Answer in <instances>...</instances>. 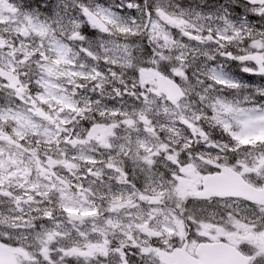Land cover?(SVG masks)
<instances>
[{
	"label": "snow or ice",
	"instance_id": "snow-or-ice-1",
	"mask_svg": "<svg viewBox=\"0 0 264 264\" xmlns=\"http://www.w3.org/2000/svg\"><path fill=\"white\" fill-rule=\"evenodd\" d=\"M248 3L264 17V0ZM120 6L136 14L80 5L83 20L41 17L0 0V264H264V144L229 157L264 139V105L218 94L246 87L222 65L189 73L197 57H222L264 77V30L163 0ZM82 22L107 39L89 45ZM145 39L146 60L130 42ZM118 80L112 94L139 105L86 94ZM202 82L216 94L193 109ZM201 202L225 210L189 208Z\"/></svg>",
	"mask_w": 264,
	"mask_h": 264
},
{
	"label": "bare ground",
	"instance_id": "bare-ground-1",
	"mask_svg": "<svg viewBox=\"0 0 264 264\" xmlns=\"http://www.w3.org/2000/svg\"><path fill=\"white\" fill-rule=\"evenodd\" d=\"M58 1L63 7V9H62L63 12H72V13H74V15L76 17H79L78 15H80V13H81L80 7H79L80 5L89 6V7H95V6L99 5V6L106 7L103 4L102 0H58ZM167 1L171 4H175L176 6H179L181 8L189 9L192 12L202 13L201 11H199L198 9L195 8V6H197L199 3H201V0H163V2H167ZM152 2L156 3V2H158V0H152ZM18 4L24 10L35 11L40 16L48 15L49 17H52L58 13L56 8L53 5H51L47 0H22V1L18 2ZM118 4L121 5V2H118ZM202 14H204V13H202ZM248 16L250 19H255L258 16L257 14H255L252 11L251 6L249 7ZM228 18L233 23H236L237 25L244 23L243 19L238 18L236 16L235 17H229L228 16ZM216 23L219 24L220 21L217 20ZM83 26H85V23H83L82 27ZM256 28L264 30V27L256 26ZM83 34L86 36V39L88 41H92L90 38L91 32H89L88 34H85V33H83ZM93 34L95 35V39L93 40V44H92L93 46L97 45L100 41L107 39V37L104 34L99 33L95 29L93 30ZM206 64H211L212 66L222 65V69H226V68L233 69L237 73L236 74L237 77L233 78V79L240 81L242 84L248 86L249 88H252L258 82H264V77H260V76H257L255 74H252V73L244 72V71H242L241 66L237 62L225 61L224 58H222V57H217V59L215 61H212V62L205 61L204 57H197L190 69L202 71L200 69H204L205 68L204 66H206ZM110 85H108V90L110 92H112L111 91L112 86H110ZM129 87H131V86H129ZM4 93H5L4 91L0 90V96L3 95ZM89 93L93 94L92 92H89ZM218 94L223 95V96H227L229 99H240V96H236L233 93H230V94L218 93ZM193 96L195 98H197L195 96V94H193ZM262 99H264V98H262ZM108 105H110V107L115 106L117 108H119L121 106V105H115V103L112 102L111 100H108ZM136 105H139V103H137L136 101H131V102L126 103V105H124V106L131 108V107H134ZM83 123L87 124L86 121L82 122V125H83ZM209 129H210V134L213 137H216L217 139H219V137L217 135V131H216V129H218V128H209ZM257 138L260 140H263L262 138H259V137H257ZM239 147H240V152L238 154L229 153L230 158H232V159H236V158L243 159L244 158V150L249 149V147L246 144V142L241 144ZM249 159H251V157H249ZM164 164H165V162L163 160H161L160 171L162 173L166 171ZM127 167L129 170L130 177L132 179H134L137 186L142 185L143 181H144L143 175L138 170H135L133 168L131 162H128ZM0 206L3 207L4 205H0ZM195 207H196L197 211L201 210L202 208H206L209 211H216L210 206L206 207V206L196 204ZM217 212H221V211H217Z\"/></svg>",
	"mask_w": 264,
	"mask_h": 264
},
{
	"label": "trees",
	"instance_id": "trees-1",
	"mask_svg": "<svg viewBox=\"0 0 264 264\" xmlns=\"http://www.w3.org/2000/svg\"><path fill=\"white\" fill-rule=\"evenodd\" d=\"M51 5H53L57 12L59 13H70L71 15H74V13L72 12H63L62 9V5L60 4L61 7H57L56 5H54L53 3H51L49 0H47ZM103 4L106 7H111L113 8V10L119 12L121 15H135V10L134 9H127L126 7H122L118 4V2H121V0H102ZM137 2L139 3H144V0H137ZM154 3V2H153ZM201 3L203 4L202 6V11L205 12H209V13H213V15L215 17L218 16H222V15H227L229 17H235L238 12L240 11H249V5L241 0H201ZM41 10V9H40ZM75 16V15H74ZM80 18V20H83V17L80 15H78ZM41 17H49L48 15H44ZM76 17V16H75ZM253 20V19H252ZM1 23V22H0ZM260 23H261V27H264V17L260 18ZM93 28L91 26H89L87 23H85V26L82 27V31L85 34H88L89 32H91L90 38L92 41H88L87 43L89 45L93 44V40L95 39V35L93 34ZM134 46L138 47V55L142 58V59H147L150 56L151 53V47L148 45L147 40H143V41H138L134 43ZM223 73L229 77L232 78H236L237 77V73L231 69V68H226V69H222ZM190 75H192L193 80L195 81L196 79V74L200 73L197 70H189ZM130 81V80H129ZM112 86V84L110 85ZM129 86H131V83H129ZM117 87H120V85H117ZM108 94V98H110L109 100H111L112 102L115 103V105H126V103H117V101L120 99L119 97H117L116 99H113L112 97L114 96L112 94V92L110 93V91L108 90L106 92ZM219 93L222 94H230L232 93L230 90L227 89H220ZM240 99H242L243 94H239ZM125 100H127L128 102L131 101H136L137 103H139L138 100H135L134 98H125ZM191 101H195L194 105H192V108H198V107H202L201 103L199 102V100L197 98H195L194 96H192L190 98ZM84 127L87 126L86 123H83ZM210 132V129H209ZM246 144L248 145L249 148H254L256 145H260V144H264V139L260 140L258 138L255 139H248L245 141Z\"/></svg>",
	"mask_w": 264,
	"mask_h": 264
},
{
	"label": "clouds",
	"instance_id": "clouds-1",
	"mask_svg": "<svg viewBox=\"0 0 264 264\" xmlns=\"http://www.w3.org/2000/svg\"><path fill=\"white\" fill-rule=\"evenodd\" d=\"M83 23V22H82ZM251 27H254L256 28L255 25H250ZM138 41H141V40H133V41H130V42H138ZM143 41V40H142ZM124 79L125 81H128V80H134L135 77H134V73H133V70L132 69H126L125 72H124ZM111 83V82H110ZM112 84V83H111ZM117 85H119V80L117 81V83L115 84H112V88H116ZM214 88V85L208 83V84H204L203 82L201 83V85L197 86L196 87V90H195V96L198 97L201 92H203L204 95H215V91L209 93V89H213ZM256 89H264V82H258L256 83L252 88H249L248 86H246L242 92L240 94H243V95H249V96H252L253 99H255L259 104L261 105H264V96H256L255 95V90ZM129 90H130V87H129ZM193 95L190 94V98L192 97ZM117 97H119L120 99L117 101V103H128L127 100L124 99L123 96H119V95H114L112 98L113 99H116ZM129 98H133V97H129ZM135 99V98H134ZM200 103H203V101H199ZM161 103H163V101H161ZM185 103H189V100H186ZM192 103L194 104L195 101H192ZM217 131V135L219 137V139H221V141L223 140V137L221 135V130L220 129H216ZM204 151H208L207 148H204L203 149ZM241 210H243L246 206L241 204L238 206ZM189 208H191V206L189 205Z\"/></svg>",
	"mask_w": 264,
	"mask_h": 264
},
{
	"label": "rangeland",
	"instance_id": "rangeland-1",
	"mask_svg": "<svg viewBox=\"0 0 264 264\" xmlns=\"http://www.w3.org/2000/svg\"><path fill=\"white\" fill-rule=\"evenodd\" d=\"M20 1H22V0H19V1L17 0V2H20ZM49 1H50V0H49ZM50 2L53 3L54 5H56L57 7H61V6H60V3H59L58 0H51ZM164 3H166V4H170V5H173V6L177 7V8H181V7H179V6H176L175 4H171V3H169L168 1H167V2H164ZM182 9L189 10V9H186V8H182ZM61 14H64V13H61ZM67 15H68L69 17H75L74 15H71L70 13H67ZM210 16H214L213 13H211ZM0 22L4 23L3 21H0ZM248 22H249V21L244 22V23L249 25ZM178 38H179V37H178ZM204 67H205V66H204ZM200 70H203V69H200ZM110 84H111V83H109L108 85H110ZM111 91H112V90H111ZM110 93H111V92H110ZM86 94H87L88 96H94V95H95L96 98L101 99V101L103 102L104 105H108V100H109L110 98H108L109 96H108L107 93H105V95H104L103 97H100L98 94H95V93L91 94V93L87 92ZM4 96H5V98H4V102H6L7 93H4ZM189 103H190L191 105H194V104L192 103L191 100H189ZM108 106H110V105H108ZM254 148H255V147H254Z\"/></svg>",
	"mask_w": 264,
	"mask_h": 264
},
{
	"label": "flooded vegetation",
	"instance_id": "flooded-vegetation-1",
	"mask_svg": "<svg viewBox=\"0 0 264 264\" xmlns=\"http://www.w3.org/2000/svg\"><path fill=\"white\" fill-rule=\"evenodd\" d=\"M19 1V0H18ZM18 3V2H17ZM201 6H202V4L201 3H199L197 6H195V8L196 9H198L199 11L201 10ZM0 99H1V97H0ZM0 103H1V101H0ZM199 205H202V206H206V207H209L210 205H204L202 202L201 203H198ZM191 206V208H193L194 210H196L197 211V209H196V207H195V205H190ZM1 207V206H0ZM210 207H212L214 210H216V211H221V212H223L225 209L222 207V206H210Z\"/></svg>",
	"mask_w": 264,
	"mask_h": 264
},
{
	"label": "water",
	"instance_id": "water-1",
	"mask_svg": "<svg viewBox=\"0 0 264 264\" xmlns=\"http://www.w3.org/2000/svg\"><path fill=\"white\" fill-rule=\"evenodd\" d=\"M244 1L248 3V0H244Z\"/></svg>",
	"mask_w": 264,
	"mask_h": 264
}]
</instances>
